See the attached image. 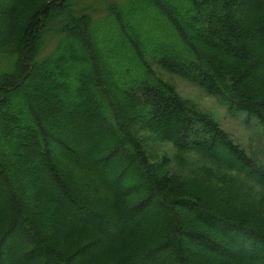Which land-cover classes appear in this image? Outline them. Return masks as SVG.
<instances>
[{"label":"trees","instance_id":"1","mask_svg":"<svg viewBox=\"0 0 264 264\" xmlns=\"http://www.w3.org/2000/svg\"><path fill=\"white\" fill-rule=\"evenodd\" d=\"M90 1L0 0V264H264V168L152 69L264 128V0Z\"/></svg>","mask_w":264,"mask_h":264},{"label":"rangeland","instance_id":"2","mask_svg":"<svg viewBox=\"0 0 264 264\" xmlns=\"http://www.w3.org/2000/svg\"><path fill=\"white\" fill-rule=\"evenodd\" d=\"M114 1L120 3L124 0ZM103 4L104 0H94L84 3L83 6H86L90 12H94L95 16H101L105 14V9L102 8ZM152 69L159 79L174 88L176 94L187 102L189 107L211 114L228 139L237 145L248 158L252 159L256 166L264 168V128L256 119L248 118L243 114H230L216 97L206 93L187 79L168 73L155 65H152ZM70 134L68 133V137ZM143 143L147 158L151 162L158 163L161 160H167L171 173L181 178L199 176L201 179L211 182L217 177L227 180L235 173L224 170L196 154L180 153L170 143H159L148 134L145 135ZM149 209L153 211L152 207ZM109 240L110 236L105 238V242H109ZM72 241L75 242L73 239ZM186 243H189V246L192 245L189 241ZM168 253H172V250Z\"/></svg>","mask_w":264,"mask_h":264}]
</instances>
